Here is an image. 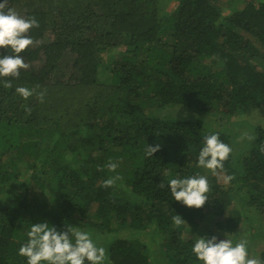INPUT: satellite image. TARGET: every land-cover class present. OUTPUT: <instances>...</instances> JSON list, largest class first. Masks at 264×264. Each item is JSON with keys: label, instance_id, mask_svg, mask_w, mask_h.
I'll return each mask as SVG.
<instances>
[{"label": "trees", "instance_id": "1", "mask_svg": "<svg viewBox=\"0 0 264 264\" xmlns=\"http://www.w3.org/2000/svg\"><path fill=\"white\" fill-rule=\"evenodd\" d=\"M9 6L39 27L21 54L28 67L3 78L11 88L0 79V264H26L18 254L26 220L45 218L90 231L107 264H199L190 230L249 237L250 254L264 261V0ZM21 85L47 90L44 102L19 97ZM179 108L194 118L176 119ZM210 132L232 152L210 176L209 201L189 208L160 182L203 174L196 155ZM147 142L161 144L154 157L143 155ZM208 212L219 215L213 231L203 225Z\"/></svg>", "mask_w": 264, "mask_h": 264}, {"label": "clouds", "instance_id": "2", "mask_svg": "<svg viewBox=\"0 0 264 264\" xmlns=\"http://www.w3.org/2000/svg\"><path fill=\"white\" fill-rule=\"evenodd\" d=\"M9 4L10 0H0V79L5 87L11 88L12 80L3 78H19L21 69L28 67L21 54L36 43L28 33L39 27V20L35 16L21 15ZM3 49H7V53ZM46 91L36 92L35 89L22 85L15 87V93L19 97L28 100L36 95L41 103L45 100ZM180 109L175 114L176 119ZM160 149L161 144L147 142L143 155L154 157V153ZM231 152L232 147L220 139L219 132L207 133L203 135L196 164L199 168L216 174L223 169ZM106 167L114 172L119 164L110 158ZM117 178L118 176L109 177L103 183L111 186ZM165 186L172 199L189 208L200 209L209 201L210 187L206 174L169 173L166 185L164 181L160 182L161 188ZM172 220L177 226L186 221L179 214L173 216ZM26 221L25 239L18 249V254L26 259V264H107L106 247L94 239L90 231L75 223L64 222L61 227L47 218ZM231 233L223 231L221 238L217 234H192L190 230V251L199 264H264L258 256L250 254L247 239H234Z\"/></svg>", "mask_w": 264, "mask_h": 264}, {"label": "rangeland", "instance_id": "3", "mask_svg": "<svg viewBox=\"0 0 264 264\" xmlns=\"http://www.w3.org/2000/svg\"><path fill=\"white\" fill-rule=\"evenodd\" d=\"M68 67H69V64L68 63H63L62 64V66H61V73L60 74H65L66 75V73H68V71H69V69H68ZM180 109V108H179ZM178 109V110H179ZM179 113H180V115H182V116H185V117H191V118H194V116L192 115V113H190V111L189 110H186V109H184V108H181L180 109V111H179ZM185 114H187V115H185ZM258 120H264V114H261L258 118H257ZM260 122V121H259ZM261 124H263L262 122H260ZM223 124H226L225 122L223 123ZM236 140H238L239 141V138L238 139H235L234 138V141H236ZM20 171L21 172H25V169L23 168V166L21 167V169H20ZM23 174H25V173H23ZM203 174H206V175H208V179H209V183H210V176H212V175H214V174H212L210 171H208V170H204V172H203ZM220 176H222V175H220ZM24 178V177H23ZM19 189L21 190V193H24L25 192V190H23L20 186H19ZM249 211L248 212H250L252 215H254L255 217L257 216V213H256V210H254V209H248ZM208 217L209 218H207L206 220H205V222L203 223V225H205V227L207 228V230H210V231H213V230H215L216 228H215V226H216V221H217V219L219 218V215L217 214V213H209L208 212ZM261 217V216H260ZM244 225V224H243ZM241 231H246V230H244V228L243 229H241ZM244 234H245V232H244ZM221 238H223V236H221ZM249 242H251V240H250V238L248 237V239H247ZM253 255V254H252Z\"/></svg>", "mask_w": 264, "mask_h": 264}]
</instances>
